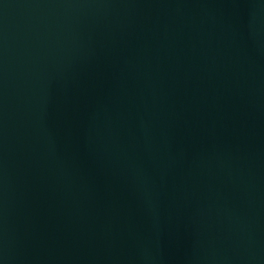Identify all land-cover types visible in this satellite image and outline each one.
<instances>
[{
    "label": "water",
    "instance_id": "water-1",
    "mask_svg": "<svg viewBox=\"0 0 264 264\" xmlns=\"http://www.w3.org/2000/svg\"><path fill=\"white\" fill-rule=\"evenodd\" d=\"M0 264H264V0H0Z\"/></svg>",
    "mask_w": 264,
    "mask_h": 264
}]
</instances>
